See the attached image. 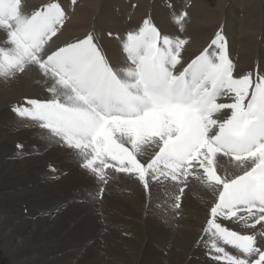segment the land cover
Instances as JSON below:
<instances>
[{
  "label": "snow or ice",
  "instance_id": "obj_1",
  "mask_svg": "<svg viewBox=\"0 0 264 264\" xmlns=\"http://www.w3.org/2000/svg\"><path fill=\"white\" fill-rule=\"evenodd\" d=\"M64 15L58 3L25 13L22 0H0L6 34L0 77L7 81L36 67L52 81L50 99L26 98L27 106L12 111L35 122L50 144L78 150L83 168L101 178L112 168L136 174L148 187L149 173L153 180L176 181L194 166L203 169L217 195L202 228L211 240L206 254L213 264H264V231L241 234L224 223L264 229V77H234L221 32L185 61L186 40L162 36L151 18L126 34L122 48L130 65L123 69L109 64L92 35L55 50L45 47ZM221 97L232 102H218ZM153 145L158 151L142 163L138 155ZM218 154L233 158L242 174H217ZM179 201L177 196V210ZM241 210L246 215H238Z\"/></svg>",
  "mask_w": 264,
  "mask_h": 264
},
{
  "label": "bare ground",
  "instance_id": "obj_2",
  "mask_svg": "<svg viewBox=\"0 0 264 264\" xmlns=\"http://www.w3.org/2000/svg\"><path fill=\"white\" fill-rule=\"evenodd\" d=\"M34 1L41 4L47 0ZM111 2L114 0H71V3L52 0L60 4L65 14L55 35L66 44L92 35L109 64L125 68L130 65L122 48L126 34L136 31L146 18H151L162 36L186 40L181 53L185 61L209 48L211 40L221 32L227 41L234 77L251 74L254 82L264 77V0H218L213 9L201 0H174V4L162 3L161 7L157 0H137L133 5L124 0V13L120 16L110 10ZM228 3L235 10L234 20L227 11ZM191 6L201 13L194 22L188 16ZM243 18L246 22H241ZM55 41L57 44L58 40ZM58 44L55 49L66 45L62 41ZM210 50H215V46ZM51 83L36 67L7 81L0 77V119L9 117L19 124L13 127V132L0 126V186H8L5 189L9 190L0 191V210L38 204V199L43 197L53 199L47 212L39 206L29 214L31 219L21 217L19 211L16 215L0 211V264H213L206 254V248L210 249L211 245L210 234H205L202 228L217 195L203 169L194 166L186 179L181 177L176 181L164 176L153 180L149 173L145 187L136 174L129 173L130 178L125 182L127 173L106 168L101 178L83 168L84 158L78 150L64 144H50L40 135L41 129L32 126L35 122L12 111L14 106L25 105L26 98L50 99ZM218 102L232 101L221 97ZM17 128L27 131L28 136L19 135ZM13 144L21 145L22 149H8ZM36 144L40 150L36 157H22L36 149ZM154 152V145L144 146L137 158L146 163V158L151 160ZM46 162L56 180L43 176L41 181L35 175L33 181L26 183L34 186L19 188L23 185L20 182L29 179L26 175L44 170ZM214 166L222 176L242 174L236 161L222 154L217 155ZM20 172L27 174L21 176ZM76 189L78 205H64L70 200L67 190ZM177 196L179 210L174 207ZM93 213H98V218ZM238 215L246 213L241 210ZM224 223L241 234L264 231L259 224L253 229L239 220ZM252 223L248 220L249 225ZM257 241L259 245L258 235ZM41 244L53 247L52 257L43 258L47 261H39Z\"/></svg>",
  "mask_w": 264,
  "mask_h": 264
},
{
  "label": "rangeland",
  "instance_id": "obj_3",
  "mask_svg": "<svg viewBox=\"0 0 264 264\" xmlns=\"http://www.w3.org/2000/svg\"><path fill=\"white\" fill-rule=\"evenodd\" d=\"M69 3H71V0H67ZM74 1V0H73ZM123 1L124 0H114V2H111L110 3V10H113L114 12H115V14L116 15H118V16H120V13H124V11H123ZM126 1H128L131 5H133V4H136L137 3V0H126ZM163 0H157V5L158 6H163L162 5V3H168V4H174V0H164V2H162ZM202 2L204 1H206V3L208 4L209 3V6L212 8H215L216 7V4H217V2H218V0H210L209 2H207L208 0H201ZM203 2V3H204ZM50 3H52V0H47V1H45L44 3H39V2H36V1H34L33 2V0H22V5L24 6V11H25V13H31V12H33V11H35V10H40V9H42L43 8V6H45V5H47V4H50ZM211 4H212V6H211ZM231 4L232 3H228V6H227V11H228V13L230 14V16L232 17V19L234 20L235 18H236V13H235V10L233 9V7L231 6ZM60 5V4H59ZM79 5V2L77 3V6ZM166 5V4H165ZM117 6H119L120 7V9H118V7ZM212 8V9H213ZM188 16H189V19L190 20H192L193 22L194 21H196L197 19H198V17L199 16H201V13L200 12H198L197 11V9L196 8H194V7H190L189 8V10H188ZM155 21V20H154ZM241 22H246V18H243V19H241ZM2 30L0 29V35L3 37V40H2V38L0 39V46H4V44H1V43H3L4 42V40H6V34H5V32L4 31H2ZM3 34V35H2ZM54 37H55V40H58V42H57V44L56 43H54V41H53V39H54ZM5 38V39H4ZM258 39H260V36H258ZM49 41V46H51V48H52V50H54L59 44V42L61 43V41H62V43L65 45L67 42L64 40V39H61V37H59V36H57V35H55V36H53V37H51V39L50 40H48ZM48 41H47V43L45 44V47L48 45ZM56 42V41H55ZM56 46H55V45ZM48 46V47H49ZM99 47H100V49H101V46H100V44L98 45ZM103 54H104V52H103ZM112 67H114V68H119V69H123V68H121V67H118V66H114V65H112V64H110ZM258 68L259 69H262L263 67H259L258 66ZM52 82V81H51ZM36 99V98H35ZM42 100V99H41ZM5 119H8V120H5ZM13 122V123H12ZM17 125H19L18 123H16V121H14V120H12V118H9V117H3L2 119H0V126H3V127H6V128H8V129H11L10 131H12L14 128L13 127H15V126H17ZM12 127V128H11ZM23 129V128H22ZM17 130V133L19 134V135H21V136H28V133H27V131H25L24 129L23 130H21L20 128H17L16 129ZM25 131V132H24ZM13 132V131H12ZM34 140V139H33ZM37 146H36V149H34L33 150V148H30V149H32L33 151H30V152H27V153H25L22 157H36L38 154H39V152H40V150H39V146H38V144H36ZM13 147H8V149H12V148H16L17 146H15L14 144L12 145ZM147 147V146H146ZM155 147V146H154ZM38 148V149H37ZM38 150V151H37ZM35 151V152H34ZM38 152V153H37ZM155 152H156V147H155ZM155 152H154V155H155ZM7 154V153H6ZM30 154V155H29ZM26 155H28V156H26ZM39 157V156H38ZM154 157V156H153ZM146 161L147 162H149L150 161V159L149 158H146ZM48 162H50V161H48ZM48 162H46L45 163V165H44V170H42V171H40V172H38L37 173V171H33V173L32 174H29V175H26L27 173H25V172H20V175L21 176H28V177H26L25 176V178H29V179H27V180H25L24 182H20L19 184H23L22 186H20L19 188H22L24 185H27V186H29L30 184H26V183H29V182H31V181H33L32 180V178L34 179V177H35V175H37L38 176V178L42 181V177L43 176H48V177H54V175L52 174V172L49 170V165H47L48 164ZM50 165H53V163H51ZM54 166V165H53ZM162 167H163V165H162ZM52 169V168H51ZM55 172V171H54ZM23 173H24V175H23ZM104 175H105V172H104ZM129 178H130V174L129 173H127V176H126V178H125V182H127L128 180H129ZM54 179H55V177H54ZM56 180V179H55ZM106 180H108V179H105V181ZM104 182V181H103ZM32 186H34V185H30V187H32ZM8 186H5V185H2V186H0V191H2V192H7V191H9L8 189H5V188H7ZM78 188V187H77ZM80 190V189H79ZM68 192H69V195H70V200L68 201V202H66L64 205H69V204H74L75 203V205H78V203H77V201H78V189H76V190H73V191H69V190H67ZM76 192V193H75ZM100 195H101V192H100ZM42 197V196H41ZM72 198V199H71ZM51 201V204H52V202H53V199L52 198H50V197H43V198H40V199H38V204H32L31 206H18V208L16 207V205L15 206H11V208L12 209H10V207L9 208H5V210H0L1 212H3V213H5V214H8V215H16V211H19L22 215H21V217H23V218H29V219H31L32 217L29 215L30 213H32L35 209H37L39 206L41 207V206H43L44 208H46L45 209V211L47 212L48 210H49V207L51 206V204L49 203ZM80 202H81V200H79ZM68 203V204H67ZM50 205V206H49ZM63 205V204H62ZM65 206H63L62 208H64ZM27 208V209H26ZM7 209V210H6ZM17 209V210H16ZM29 209V210H28ZM31 211V212H30ZM26 212V213H25ZM93 214H95V216L97 217V215H98V213H93ZM91 215V214H90ZM25 216V217H24ZM27 216V217H26ZM98 218V217H97ZM48 246V247H47ZM39 247L41 248V249H43V250H41L40 251V253H38V256H39V261L41 262V261H47V260H43V258H48V256H50V257H52V255L53 254H50L53 250H51V248H53V247H51L50 245H47V244H41V245H39ZM58 248H60V247H58ZM47 251V252H46ZM44 252V253H43ZM33 254H35V252H33ZM57 254L58 255H60L61 253H60V251H58L57 252ZM43 255V256H42ZM42 257V258H41ZM41 259V260H40ZM48 259H50V258H48ZM52 260V259H51ZM200 261H201V259H200ZM51 264H52V262H50ZM202 264V263H201Z\"/></svg>",
  "mask_w": 264,
  "mask_h": 264
}]
</instances>
